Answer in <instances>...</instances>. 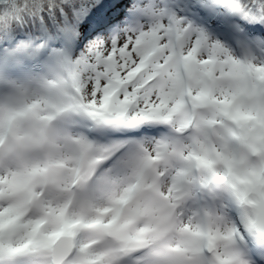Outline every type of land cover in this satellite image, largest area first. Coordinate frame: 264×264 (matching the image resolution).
Returning a JSON list of instances; mask_svg holds the SVG:
<instances>
[{
	"label": "snow or ice",
	"instance_id": "1",
	"mask_svg": "<svg viewBox=\"0 0 264 264\" xmlns=\"http://www.w3.org/2000/svg\"><path fill=\"white\" fill-rule=\"evenodd\" d=\"M0 264H264V0H0Z\"/></svg>",
	"mask_w": 264,
	"mask_h": 264
}]
</instances>
